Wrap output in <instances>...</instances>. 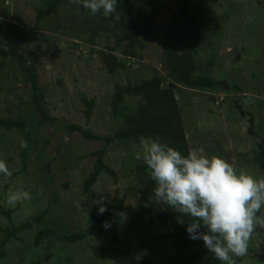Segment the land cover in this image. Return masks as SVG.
Here are the masks:
<instances>
[{"label":"rangeland","instance_id":"obj_1","mask_svg":"<svg viewBox=\"0 0 264 264\" xmlns=\"http://www.w3.org/2000/svg\"><path fill=\"white\" fill-rule=\"evenodd\" d=\"M230 1L234 4L226 0H197L216 18H224L226 12L230 15L223 26L204 31L196 56L195 76L227 80L231 88H178L177 98L192 151L221 156L260 178L264 175L260 176L250 159L264 134V7L258 0ZM45 5V0H0V21L9 24L5 30L12 31V25H16L25 31V37L17 41L16 46L38 67L45 107L56 120L39 125L40 115L31 101V85L18 61L8 59L0 72V118L22 120L26 128L7 131L0 127V159L5 160L12 171L11 177L0 176V224L3 227L20 225L49 209L40 228H49L56 235L73 234L90 228L91 214L100 207L97 200L105 198L108 206L118 196L123 199L126 217L124 225L113 222L117 223L114 230L131 244L130 254L124 259L133 264H139L145 257L150 258L152 264L170 262L177 256L173 243L168 238L160 240L159 236L172 232L171 227L149 219L133 223L138 199L130 187L138 185L135 169L143 163L134 159L140 143L117 142L109 147L105 161L116 171L118 183L111 175H101L93 187L95 196L91 197L83 192V181L95 163V158L88 154L101 149L104 143L88 141L78 132L69 133L67 126L82 125L101 136H112L122 128L123 117L137 109L139 99L127 97L115 110L116 88L126 86L129 80L140 81L155 76L159 70L165 71L161 59L174 3L163 2L152 37L143 52L144 59L130 60L127 68L118 70L115 75L107 72L99 54L92 53L101 49L105 41L98 39L100 44L93 46L82 30L83 25L99 23V13L92 15L90 10L65 0L57 15L39 20L38 10ZM0 46L9 48L8 35L0 36ZM118 56L123 60V56ZM84 96L95 100L89 120ZM241 110L247 114L243 115ZM249 112L255 118L256 136L248 132ZM23 141L32 144L26 157L23 155L26 148L21 147ZM19 189L28 191L31 198L9 206V190ZM1 207L13 212L11 218ZM36 229L23 231L18 239H13L6 246V256L0 258V264L36 261L42 264H119L96 257L103 243L97 238L70 243L50 237L35 247ZM235 259L236 264H264V229L256 230L248 255Z\"/></svg>","mask_w":264,"mask_h":264},{"label":"trees","instance_id":"obj_2","mask_svg":"<svg viewBox=\"0 0 264 264\" xmlns=\"http://www.w3.org/2000/svg\"><path fill=\"white\" fill-rule=\"evenodd\" d=\"M44 8L38 10L37 17L42 20L58 14V9L65 0H45ZM165 0H118L117 11L120 13V19L115 17L105 18L99 13V23L94 26L83 25L82 30L88 35L89 42L95 46L99 45L98 39L105 41L104 46L99 50H93L92 53L99 54L104 67L110 75H115L118 70L127 68L130 60H143L144 50L148 47V41L152 37L153 30L158 21V16ZM174 3V12L170 24V30L166 39V46L162 54L161 64L165 71L159 70L155 76L140 81L129 80L126 86H117L114 95V109L124 103L127 97H137L139 99L138 107L130 111L123 119L122 128L112 136H101L94 133L90 128L82 125L71 124L67 126L69 133H80L88 141L103 142L101 149L88 154V157L95 158L94 168L88 177L83 181V192L89 193L91 197L95 196L93 192L94 185L103 174L111 175L118 183V175L105 161L106 152L109 147L117 142L140 143V137L160 136L162 142L176 148L183 155L192 151V146L187 136L184 119L181 114L177 98L178 88H202L206 90L231 88L227 80H214L208 75H197L196 56L204 40V31L209 27L223 26L228 21L230 12H226L224 18H216L210 14V9L204 7L197 0H171ZM219 1V0H217ZM227 3L233 5L230 0ZM258 4L264 7L263 0H258ZM236 5V4H235ZM82 9L84 8L80 5ZM90 20V18H89ZM9 25L5 21H0V36L8 35L9 48L0 46V72L6 66L7 60L16 59L21 71L26 76L31 85L32 103L35 110L39 113V125L46 122H55L49 111L45 107V94L39 83L38 67L25 54L21 53L16 42L25 37V31L16 25H12V31H6L5 27ZM10 32V34H9ZM12 32V33H11ZM13 35V40L12 36ZM113 42V45L111 44ZM94 49V48H93ZM118 54L123 56V60ZM212 64L213 61L211 60ZM264 85V80H263ZM83 103L87 106L85 110L87 120L90 119L95 100H89L83 97ZM240 109H242L239 106ZM118 112V111H116ZM243 115L247 113L241 110ZM250 115L249 133L256 136L255 118ZM0 127L7 131L22 130L26 128V123L22 120L12 118H0ZM32 144L29 141L24 150V157L27 156ZM256 165L260 176L264 175V134L261 135L260 142L257 144V150L254 151L250 159ZM25 161L23 169H25ZM138 173V185L130 187V191L138 201L134 208V224L142 223L145 219L151 221L158 220L161 225H169L172 232L159 236V239L168 238L172 241L176 257L163 264H222L212 253L205 248L202 240H192L187 233V217H182L184 223L179 222L181 214H177L164 204L156 203L154 200L153 189L155 182L150 179L147 166L144 163L139 164L136 169ZM6 216L11 218L12 211H6L1 207ZM99 207L95 209L90 217V228L73 234L56 235L49 228H40L46 218L49 209L41 211L39 214L31 217L30 220L20 225L11 224L3 227L0 224L2 238L0 240V258L6 256V246L13 240L18 239L23 231L36 229L35 247H39L43 239L55 237L62 241L70 243H80L89 237L97 238L102 241L95 255L98 259L104 261H117L119 264H133L124 257L129 256L131 244L128 239L122 240L118 236L117 223L124 225V217L119 213H125L123 199L116 196L107 211L99 214ZM105 221L110 222L108 229L103 227ZM144 246V244L142 245ZM31 264H42L36 261ZM139 264H152L150 258H143Z\"/></svg>","mask_w":264,"mask_h":264},{"label":"clouds","instance_id":"obj_3","mask_svg":"<svg viewBox=\"0 0 264 264\" xmlns=\"http://www.w3.org/2000/svg\"><path fill=\"white\" fill-rule=\"evenodd\" d=\"M82 5L92 15L103 14L118 21V0H70ZM251 19V18H250ZM27 142L21 143L27 148ZM134 159L148 169L156 203L164 204L182 217H187V233L192 240H202L205 248L222 264H236L238 257L249 253L250 241L257 229H264V177L257 178L218 155H205L179 150L162 142L160 136L140 137ZM0 176L11 177L7 162L0 159ZM23 189L9 190L7 204L29 200ZM99 214L107 211L105 198L96 201ZM126 217V213H119ZM105 221L103 227L110 228Z\"/></svg>","mask_w":264,"mask_h":264}]
</instances>
